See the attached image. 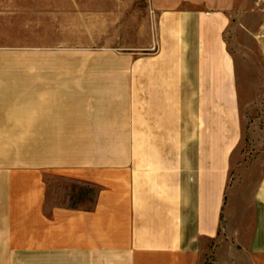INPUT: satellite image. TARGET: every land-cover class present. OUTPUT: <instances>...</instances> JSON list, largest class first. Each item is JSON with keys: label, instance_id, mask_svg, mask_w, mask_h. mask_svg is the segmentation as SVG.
<instances>
[{"label": "crops", "instance_id": "0c3cea01", "mask_svg": "<svg viewBox=\"0 0 264 264\" xmlns=\"http://www.w3.org/2000/svg\"><path fill=\"white\" fill-rule=\"evenodd\" d=\"M247 2L0 0V102L31 78L66 110L80 53L95 57L82 84H121L151 106L81 112L75 160L72 112H0V264H264V158L255 180H233L226 36Z\"/></svg>", "mask_w": 264, "mask_h": 264}, {"label": "rangeland", "instance_id": "374dc122", "mask_svg": "<svg viewBox=\"0 0 264 264\" xmlns=\"http://www.w3.org/2000/svg\"><path fill=\"white\" fill-rule=\"evenodd\" d=\"M242 9L244 13L240 12V7L232 13L233 21L226 36L236 63L235 112L241 115V143L234 157L237 164L233 180L251 181L259 174L257 168L262 167L260 159L264 158V34L254 36L252 31L262 19L259 11L262 5H257L256 0H248ZM92 59H95L93 55L87 58L86 54L83 57L80 53L72 54L71 93L66 110L58 107L56 102L44 101L47 95L44 89L47 88L41 84L33 85V79L29 78L17 94H3L10 100L0 102V112H72V159L75 160L79 151L81 112H147L151 107L150 102L128 100L134 94H128L124 85L82 84L81 61ZM88 80H91L90 77ZM92 80L95 81V78ZM172 104L175 105V102ZM183 111L199 112L198 102H184ZM217 112H224V108L218 105ZM56 186L66 192L76 189L63 180H57ZM74 192L78 197L79 192Z\"/></svg>", "mask_w": 264, "mask_h": 264}]
</instances>
